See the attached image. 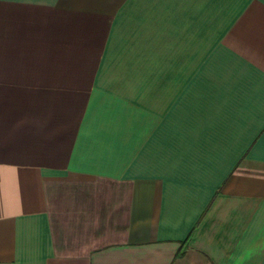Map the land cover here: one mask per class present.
<instances>
[{"label":"crops","instance_id":"obj_1","mask_svg":"<svg viewBox=\"0 0 264 264\" xmlns=\"http://www.w3.org/2000/svg\"><path fill=\"white\" fill-rule=\"evenodd\" d=\"M0 264H264V0H0Z\"/></svg>","mask_w":264,"mask_h":264}]
</instances>
